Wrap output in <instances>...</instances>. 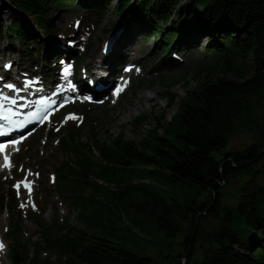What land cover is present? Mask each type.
Segmentation results:
<instances>
[{"label":"trees","instance_id":"1","mask_svg":"<svg viewBox=\"0 0 264 264\" xmlns=\"http://www.w3.org/2000/svg\"><path fill=\"white\" fill-rule=\"evenodd\" d=\"M8 1L14 6L13 18L1 32L24 46L29 57L35 52L29 46L38 42V54L42 46L45 49L43 72L48 73L54 61L58 76L60 61L72 53H63L54 44L53 20L47 15L57 7H78L77 0ZM183 1L116 0V13L149 26L147 36L159 40L156 51L171 56L186 50L185 36H179L192 30L209 40L205 54L211 60L195 64L201 81L186 98L177 102L166 95L167 108L178 104L177 112L168 119L163 111L140 142L125 140L121 134L109 143L64 139L76 155L75 168H60L58 177L74 196L81 227L65 225L53 234L37 220L47 230L44 240L35 244L36 259L47 249L61 264H155L112 240L120 229H130L123 224L122 216L127 215L130 224L142 231L153 226L172 243L180 238L178 255L170 254L172 243L166 245L169 262L174 257L175 264H264V0ZM0 2L2 10H10ZM26 18L52 42L35 34ZM148 120L146 115L135 117L134 130ZM243 133L250 134L253 142L243 150H228L230 141ZM241 177L251 179L243 182L231 202L224 190ZM174 188L196 192L184 200ZM88 189L91 193L86 196ZM4 209L0 197V213ZM17 225L11 230L15 241L11 263L36 264L21 252Z\"/></svg>","mask_w":264,"mask_h":264},{"label":"rangeland","instance_id":"2","mask_svg":"<svg viewBox=\"0 0 264 264\" xmlns=\"http://www.w3.org/2000/svg\"><path fill=\"white\" fill-rule=\"evenodd\" d=\"M1 2L0 41L15 48L14 52H17L22 59L20 60V66L24 68L23 74L18 75L20 74L16 68L18 57L15 56L14 62H12V60L9 61L8 57H5V59L0 55V72L4 71L5 65L10 64L11 73L9 75L11 76L21 77L26 75L25 73L30 75L39 73L37 76H42L45 79L46 74L47 76L55 75L58 67L54 61L51 62L52 69L47 70L48 73L43 72L45 49L42 46L38 54L35 48L38 42L29 46L35 50L34 55L29 57V52L24 46H19L14 41H10L7 33L1 32V27L5 29L10 24L11 17L13 18L10 11L14 9V6L8 0H3V4L7 5L10 10H2L3 5ZM77 3L78 7H57L48 12L47 19L53 20L52 38L54 41L55 29L59 31L68 30V34L72 35V38L61 42L62 45H60L61 43L57 44V42H54V44L63 53L68 50L72 53L71 62L80 67L78 74H76L79 77L86 70H91V62L96 63L94 59H97L103 53V56L108 57L107 60L110 59V71L114 75L111 85L119 82L122 73L117 74V72L122 71L126 74L129 87L118 97L112 96L111 88H108L104 92L105 98H99L94 104L77 103L69 106L61 115L56 116L50 125L37 131L14 155V168L0 175V197H4L5 201L4 212L0 213V231L4 239V247L0 250V264H12L10 259L11 248L15 241L11 237V230H13L16 223L18 224L16 238L19 244L22 245L21 252L24 257L34 259L36 264H61L57 262V255L50 250L46 251L47 249L41 250L38 259H36L35 244L44 240V234L47 230L41 228L36 223L37 220L42 225L52 228L53 234L59 233L60 228L65 225L81 227L78 220L80 210L73 204L74 196L68 185H65L62 179L58 177L60 168H75L76 155L73 149L67 146L64 141L67 136H74L75 141L84 143L89 141L109 143V140L121 134L124 135L125 140L140 142L146 135L147 130H153L157 121L156 118L161 116L163 111L166 112L168 119H171L177 112L178 104L172 108H167L166 95L175 97L177 102L186 98L187 93L196 90L201 81L195 74V64L204 59L206 61L211 60L205 54V48L209 45V40L202 32H192L190 30L186 35L183 31L179 37L185 36L183 43L187 46V49H179L177 53L174 52L169 56V53H161L155 50L159 40L147 36L149 35V26L135 22L131 16L116 13L114 9L116 0H104L102 2L77 0ZM183 3H188V0H184ZM90 5L96 7L99 13L97 14L94 11L95 8H91ZM133 6H136L135 3H133ZM124 17H129L131 21H134L138 25L139 31H136L138 35L133 48L130 50L131 54H129L127 60L120 64L119 69L116 64L121 54L120 50L112 53L114 47L110 54L106 52V47L108 42L112 40V36L117 34L116 25ZM26 21L33 27L31 28L32 31L34 29L35 32H33L39 35L45 43L52 42L37 30L38 27L34 26L31 18H26ZM177 42L176 38L174 43ZM68 43H72L73 46H68ZM111 55H113L112 58H110ZM128 64L131 65V68L127 67ZM248 66L249 68L252 67L251 60H249ZM4 79V81H8L9 77L4 75ZM89 81H92L93 84L90 85ZM85 83L94 89L86 87V93L97 95L96 87L101 83H95L92 79H87ZM146 92H152L154 98L151 100L140 98V94ZM137 103L142 104V109L138 111L135 107ZM139 115H146L149 120L139 129L134 130L133 121ZM253 140L250 134H240L230 141L228 150H243ZM93 154L96 159L100 160V156L94 147ZM214 155L219 156L216 152ZM23 178L33 182V194L23 190H15V185ZM250 179L241 177L231 182L224 190L225 196L231 202L236 200L238 189L243 186L244 181ZM91 180L95 181L96 179L92 178ZM106 184L108 183L106 182ZM174 189L176 190L174 194L184 200L190 199L196 192L195 188ZM90 193L88 189L86 196H89ZM165 196H171V193L166 192ZM122 217L124 226L129 227L131 230L122 228L117 231V234L112 237L115 243L141 256L152 258L155 264H175L174 257L170 262V255H167L165 259L166 245L172 242L165 237L164 233L156 230L153 226H148L147 231H142L139 227L136 228L130 224L127 215ZM256 239V241H259V235ZM173 242L170 247L172 249L170 254L176 256L182 252V247L179 245L181 240L179 238ZM198 258L202 259L200 255Z\"/></svg>","mask_w":264,"mask_h":264},{"label":"bare ground","instance_id":"3","mask_svg":"<svg viewBox=\"0 0 264 264\" xmlns=\"http://www.w3.org/2000/svg\"><path fill=\"white\" fill-rule=\"evenodd\" d=\"M136 31H139V27L134 21H131L129 17L122 18L119 21V23L116 25L117 39L115 41H112L113 43L115 42L112 47V49L115 47L112 53H115L117 50H120L119 52H121L120 54V56L122 55L121 58L120 56L118 57L120 61L118 60V63L116 64L117 68L119 69H120V64L124 62L125 60H127L129 57V54H131L130 50L133 48V45L136 41V37L138 35ZM39 32L43 34V32H41L40 30ZM54 38H55V42H57V44H60L61 42H64L67 39L72 38V35L68 34V30H63V31L56 30ZM60 45H62V43ZM14 51H15V48L13 46H10L9 44H6V43H2L0 41V55L4 58L8 57V59H10L9 61L12 60V62H14V57L17 56L18 58L16 62V65H17L16 68H17V71L20 72V74L18 75H21L23 74L22 71L24 68L20 66L21 64L20 60L22 59H21V56H18V53ZM112 57L113 55L110 56V58ZM106 58L108 57L103 56V53H102L100 57H98L97 59H94L96 60L97 64L94 63V61L91 62L92 64L91 70H86V72H83L82 76L80 77L81 84L83 83L85 87L93 89L89 84L85 83L87 79H92L95 83H101L103 85H107L108 83H111V81H113L114 75H112V71H110V62H109L110 59L107 60ZM9 73H11V71L5 68L1 74L3 76L5 75L8 77H11L15 81L18 79L17 76H14V75L11 76L9 75ZM0 84H1V81H0ZM140 98H146V99L151 100L154 98V95L152 92H146V93L140 94ZM135 107H136V111H138L142 109V104L137 103ZM131 110H129V112H131ZM25 142L26 140L23 143ZM15 154L16 152L13 153L12 156L14 157ZM0 168H2L1 165H0Z\"/></svg>","mask_w":264,"mask_h":264},{"label":"snow or ice","instance_id":"4","mask_svg":"<svg viewBox=\"0 0 264 264\" xmlns=\"http://www.w3.org/2000/svg\"><path fill=\"white\" fill-rule=\"evenodd\" d=\"M77 24H79V22H77ZM5 67H9L10 68L11 65L10 64L9 65H5ZM64 71H65V73H68L69 69L66 68V69H64ZM8 87H12V85H8ZM6 147H7L6 145H0V152H3ZM6 159H7V157H6ZM26 186L30 188V185L26 184ZM17 187H19V185H17ZM2 247H3V245H2V243H0V248H2Z\"/></svg>","mask_w":264,"mask_h":264},{"label":"water","instance_id":"5","mask_svg":"<svg viewBox=\"0 0 264 264\" xmlns=\"http://www.w3.org/2000/svg\"><path fill=\"white\" fill-rule=\"evenodd\" d=\"M262 67H263V70H264V58H263V62H262Z\"/></svg>","mask_w":264,"mask_h":264}]
</instances>
